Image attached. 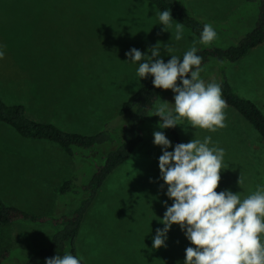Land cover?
Returning a JSON list of instances; mask_svg holds the SVG:
<instances>
[{"label": "rangeland", "instance_id": "1", "mask_svg": "<svg viewBox=\"0 0 264 264\" xmlns=\"http://www.w3.org/2000/svg\"><path fill=\"white\" fill-rule=\"evenodd\" d=\"M179 2L217 33L211 44H197L199 49L236 44L252 28L259 0ZM157 12L146 0H0V97L23 104L33 120L85 134L99 130L151 78L139 80V63L125 61L128 50L150 56L148 49L159 41L166 63L171 55L181 58L199 40L186 27L183 38L175 40L177 21L162 31ZM165 45L172 50L165 51ZM214 64L202 67L206 84L218 83L223 71L232 88L264 112V41L236 62ZM173 96L171 90H162L156 107L161 101L174 103ZM153 114L146 124L149 135L105 179L84 215L76 246L88 264H183L185 249L191 246L173 225L166 247L152 249L156 229L163 228L158 218L166 210L164 202L172 203L165 195L167 186L160 187L162 153L153 144V132L171 138L167 129L157 127L160 121ZM226 114L227 126L216 132L193 129L187 121L177 128L183 143L210 136V146L224 149L217 191L238 192L243 199L264 187V144L237 112L227 107ZM92 169L91 160L75 161L57 145L21 137L0 123V196L8 204L59 215L78 201L77 194H59L60 183L72 174L89 175ZM50 233L48 225L0 224V249L11 251L5 264H24Z\"/></svg>", "mask_w": 264, "mask_h": 264}, {"label": "clouds", "instance_id": "2", "mask_svg": "<svg viewBox=\"0 0 264 264\" xmlns=\"http://www.w3.org/2000/svg\"><path fill=\"white\" fill-rule=\"evenodd\" d=\"M162 31L172 27L171 10L157 12ZM184 26L175 24V40L183 38ZM217 38L210 23L203 26L199 40L182 57L171 55L165 63L158 41L146 55L136 48L125 53V61L139 63V80L153 77L152 85L174 93V103L161 101L154 116L160 117L157 127L171 129L187 124L193 128L216 132L227 126V102L218 83H205L202 57L197 44L207 46ZM170 52V46L165 45ZM147 56V59L145 57ZM4 52L0 50V59ZM143 61V62H141ZM172 105V107H169ZM152 115V116H153ZM153 144L161 148L158 168L165 195V212L158 218L163 228H157L152 249L166 247L167 233L178 225L190 243L185 249L183 264H264V187L241 199L230 190L217 191L224 170L223 148L210 146L211 137L203 142L191 139L172 145L164 132H153ZM172 148V151H168ZM237 183H242L239 177ZM82 259V258H81ZM81 259L65 254L46 258L45 264H81Z\"/></svg>", "mask_w": 264, "mask_h": 264}, {"label": "trees", "instance_id": "3", "mask_svg": "<svg viewBox=\"0 0 264 264\" xmlns=\"http://www.w3.org/2000/svg\"><path fill=\"white\" fill-rule=\"evenodd\" d=\"M146 1L152 3L159 12L170 9L173 19L200 37L206 23L190 14L179 0ZM263 41L264 0H259L252 28L245 32L236 44L199 48L197 55L202 57L201 67L214 64V61L236 62ZM152 79L153 77L127 96L117 113L106 120L99 130L87 134L65 130L50 122L33 120L26 115L23 104L7 103L0 97L1 124L10 127L21 137L53 143L75 161L85 158L91 160L93 165L89 175L80 177V174H72L60 183L59 194H77L78 201L73 208L59 215L36 214L8 204L0 196V224L26 223L35 226L48 225L51 228V233L27 256L24 264H45L46 258L65 254L81 259L76 238L84 215L98 189L149 135L146 124L149 115L157 109L156 104L162 91L153 87ZM218 84L222 88V97L227 102V107L237 112L253 128L252 134L258 139V143L264 144V112L261 107L252 99L235 91L223 71ZM157 118L160 121V117ZM167 131L173 146L183 143L177 127ZM253 143L255 144L254 141ZM256 187L255 185V189ZM10 255L8 248H1L0 264H5ZM81 264L88 263L81 259Z\"/></svg>", "mask_w": 264, "mask_h": 264}]
</instances>
